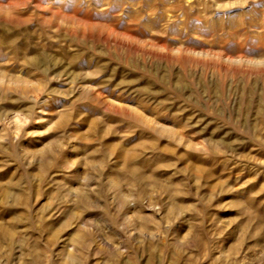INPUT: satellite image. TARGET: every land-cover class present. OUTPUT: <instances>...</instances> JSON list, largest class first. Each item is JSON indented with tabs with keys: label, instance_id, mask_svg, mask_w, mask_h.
<instances>
[{
	"label": "rangeland",
	"instance_id": "rangeland-1",
	"mask_svg": "<svg viewBox=\"0 0 264 264\" xmlns=\"http://www.w3.org/2000/svg\"><path fill=\"white\" fill-rule=\"evenodd\" d=\"M1 65L0 264H264V0H0Z\"/></svg>",
	"mask_w": 264,
	"mask_h": 264
},
{
	"label": "bare ground",
	"instance_id": "bare-ground-1",
	"mask_svg": "<svg viewBox=\"0 0 264 264\" xmlns=\"http://www.w3.org/2000/svg\"><path fill=\"white\" fill-rule=\"evenodd\" d=\"M4 60V59H3ZM35 62H39L38 61V58L34 59L32 61V63H35ZM19 67V66H18ZM22 68V67H21ZM21 68H17V66H3L1 65L0 66V91L1 89H3V92H4V89H9L10 87L12 86H17V87H21L23 91H35L37 89H41L40 87H38L35 83V81H32L31 84H27L25 83L28 79H26L25 77H23L22 75H16V73L14 72H17V71H21ZM27 76V75H26ZM30 78V77H29ZM22 84H24L23 86H21ZM7 91V90H6ZM30 92V91H29ZM22 93V92H21ZM7 94V93H6ZM32 94V93H31ZM3 97V96H2ZM6 98H8L6 96ZM5 98V99H6ZM3 99V98H2ZM161 129L164 130V131H168V128L165 126V125H161ZM11 183L13 182L12 180L10 181ZM14 184V183H13ZM15 185V184H14ZM18 186V185H17ZM18 190V189H17ZM0 195L2 197H9V198H12L11 200L12 201H17L19 199L22 198V193L20 192H16V190H12L10 186H5V187H0ZM84 196V195H83ZM86 197V196H85ZM6 198V199H7ZM4 200V199H3ZM9 200V199H8ZM25 202V201H24ZM18 204V202H16ZM88 203V202H87ZM14 204V203H13ZM79 204V203H78ZM26 206V205H25ZM13 213V212H12ZM11 214V213H10ZM75 214V213H74ZM16 216V215H15ZM19 217V215H17ZM81 231V230H80ZM6 233V237L8 238V240L11 242L14 241V234L12 233V230H3L2 227L0 226V233ZM81 233V232H79ZM79 233H73L71 234L70 236V240L75 244V245H81L82 241H81V235L83 234H79ZM83 233V232H82ZM83 240V239H82ZM85 241V239H84ZM30 249V248H29ZM33 250V249H32ZM29 251V250H28ZM34 251V250H33ZM37 254V253H36ZM29 255H32L31 252ZM38 255V254H37ZM35 256V255H34ZM39 256V255H38ZM66 256V257H65ZM31 257V256H30ZM64 260H68V261H73L75 260L76 256L74 253H66V255H64ZM35 258V257H33ZM32 259V257H31ZM39 259V258H38Z\"/></svg>",
	"mask_w": 264,
	"mask_h": 264
}]
</instances>
